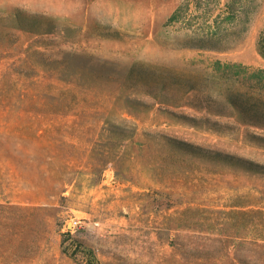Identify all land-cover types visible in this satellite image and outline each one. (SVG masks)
I'll return each mask as SVG.
<instances>
[{
    "label": "rangeland",
    "instance_id": "374dc122",
    "mask_svg": "<svg viewBox=\"0 0 264 264\" xmlns=\"http://www.w3.org/2000/svg\"><path fill=\"white\" fill-rule=\"evenodd\" d=\"M184 1L0 0V264H264V120L227 101H264V0L219 53L171 45Z\"/></svg>",
    "mask_w": 264,
    "mask_h": 264
},
{
    "label": "trees",
    "instance_id": "16d2710c",
    "mask_svg": "<svg viewBox=\"0 0 264 264\" xmlns=\"http://www.w3.org/2000/svg\"><path fill=\"white\" fill-rule=\"evenodd\" d=\"M261 8L258 0H186L169 17L166 27L179 25L182 34L174 37L171 45L178 49H190L203 52H226L234 48L249 33L255 17ZM258 47L264 56V32ZM250 69L240 63H223L217 60L213 70L226 76L233 85L242 81L227 74L228 71ZM264 69H255L248 81L252 89L264 90ZM227 101L236 109L251 117V121L261 123L264 120V101L250 93L239 90L227 96Z\"/></svg>",
    "mask_w": 264,
    "mask_h": 264
},
{
    "label": "built area",
    "instance_id": "2783aa9c",
    "mask_svg": "<svg viewBox=\"0 0 264 264\" xmlns=\"http://www.w3.org/2000/svg\"><path fill=\"white\" fill-rule=\"evenodd\" d=\"M80 226V221L79 220H73L70 223V229H77Z\"/></svg>",
    "mask_w": 264,
    "mask_h": 264
}]
</instances>
